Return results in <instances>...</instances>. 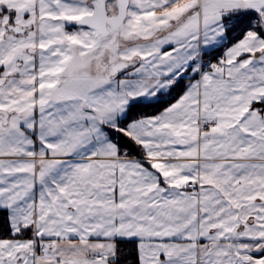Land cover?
<instances>
[{
	"label": "snow or ice",
	"instance_id": "obj_1",
	"mask_svg": "<svg viewBox=\"0 0 264 264\" xmlns=\"http://www.w3.org/2000/svg\"><path fill=\"white\" fill-rule=\"evenodd\" d=\"M0 264H264V0H0Z\"/></svg>",
	"mask_w": 264,
	"mask_h": 264
}]
</instances>
